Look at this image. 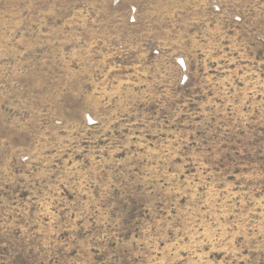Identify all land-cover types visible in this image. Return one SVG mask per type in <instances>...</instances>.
Returning a JSON list of instances; mask_svg holds the SVG:
<instances>
[{"label":"rangeland","instance_id":"obj_1","mask_svg":"<svg viewBox=\"0 0 264 264\" xmlns=\"http://www.w3.org/2000/svg\"><path fill=\"white\" fill-rule=\"evenodd\" d=\"M0 264H264V0H0Z\"/></svg>","mask_w":264,"mask_h":264}]
</instances>
